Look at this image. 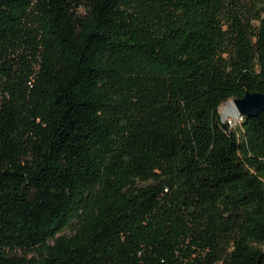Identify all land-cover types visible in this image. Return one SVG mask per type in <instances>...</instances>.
I'll return each instance as SVG.
<instances>
[{
    "label": "trees",
    "instance_id": "obj_1",
    "mask_svg": "<svg viewBox=\"0 0 264 264\" xmlns=\"http://www.w3.org/2000/svg\"><path fill=\"white\" fill-rule=\"evenodd\" d=\"M245 91L264 0H0V264H264Z\"/></svg>",
    "mask_w": 264,
    "mask_h": 264
},
{
    "label": "water",
    "instance_id": "obj_2",
    "mask_svg": "<svg viewBox=\"0 0 264 264\" xmlns=\"http://www.w3.org/2000/svg\"><path fill=\"white\" fill-rule=\"evenodd\" d=\"M238 116H254L264 112V94L257 91H245L241 97L232 98Z\"/></svg>",
    "mask_w": 264,
    "mask_h": 264
},
{
    "label": "rangeland",
    "instance_id": "obj_3",
    "mask_svg": "<svg viewBox=\"0 0 264 264\" xmlns=\"http://www.w3.org/2000/svg\"><path fill=\"white\" fill-rule=\"evenodd\" d=\"M230 100H232V98L227 99L226 101H224L223 103H221V105L219 106L218 111H219V114H220L221 120H223V121H225L227 117H233V116H234V115H231V114H224V109H225V107L227 106V104H228V102H229ZM241 119H242V118H239V119L236 118V127H237V126L239 127V123H241ZM233 128H234V127H233ZM17 252H18L19 254L22 253L20 250H17Z\"/></svg>",
    "mask_w": 264,
    "mask_h": 264
},
{
    "label": "bare ground",
    "instance_id": "obj_4",
    "mask_svg": "<svg viewBox=\"0 0 264 264\" xmlns=\"http://www.w3.org/2000/svg\"><path fill=\"white\" fill-rule=\"evenodd\" d=\"M224 114H231V115H234L237 119L240 118L238 116L237 110L235 109V105L232 100H230L227 106L225 107Z\"/></svg>",
    "mask_w": 264,
    "mask_h": 264
},
{
    "label": "built area",
    "instance_id": "obj_5",
    "mask_svg": "<svg viewBox=\"0 0 264 264\" xmlns=\"http://www.w3.org/2000/svg\"><path fill=\"white\" fill-rule=\"evenodd\" d=\"M224 122H227V124L229 125V127H234L236 125V117H227L226 120Z\"/></svg>",
    "mask_w": 264,
    "mask_h": 264
}]
</instances>
